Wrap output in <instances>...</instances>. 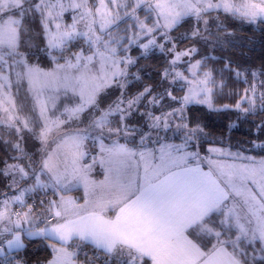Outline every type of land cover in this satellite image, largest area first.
Listing matches in <instances>:
<instances>
[{
  "label": "snow or ice",
  "instance_id": "6c2138e0",
  "mask_svg": "<svg viewBox=\"0 0 264 264\" xmlns=\"http://www.w3.org/2000/svg\"><path fill=\"white\" fill-rule=\"evenodd\" d=\"M233 22L264 0H0V264L36 239L37 264H264V69L213 54Z\"/></svg>",
  "mask_w": 264,
  "mask_h": 264
},
{
  "label": "trees",
  "instance_id": "16d2710c",
  "mask_svg": "<svg viewBox=\"0 0 264 264\" xmlns=\"http://www.w3.org/2000/svg\"><path fill=\"white\" fill-rule=\"evenodd\" d=\"M234 29L229 28V31H235L236 39L233 41V47L227 49L226 52L217 50L213 53L216 56L226 55L230 56L234 61L238 62L242 67L250 68L253 70L264 69V26L257 25H241L239 22H233ZM184 28H180L179 31H184ZM243 38V40L239 38ZM183 46V45H182ZM209 52L208 49L202 48L200 55H205ZM199 58V56L197 57ZM142 64H146L150 68L158 70V61L156 59L142 60ZM242 87V85H237ZM194 115L200 116L202 113H195ZM264 119V116L249 117L248 120H255L257 123ZM205 122L208 124L207 131L211 132L213 136L219 138L221 136L230 137V142L233 146H237L244 143L247 147V141L253 139L252 133L249 129L252 127L250 123H246L243 119L237 120L236 115H218L215 113H209L206 116ZM233 123L232 129L229 131L228 125ZM207 144L204 145L206 148ZM255 156L264 155L259 149L250 152ZM3 157V152L0 151V158ZM6 181L0 178V187ZM46 242L36 239L30 243L26 249L25 258L28 260V264H37V261H45L49 256V251L45 247Z\"/></svg>",
  "mask_w": 264,
  "mask_h": 264
},
{
  "label": "rangeland",
  "instance_id": "374dc122",
  "mask_svg": "<svg viewBox=\"0 0 264 264\" xmlns=\"http://www.w3.org/2000/svg\"><path fill=\"white\" fill-rule=\"evenodd\" d=\"M207 147H208V146H206L205 149H207ZM249 154H250V155H254V154H252V153H249ZM256 157H257V159L260 158V156H256ZM93 178L99 180V179H102L103 176H102V175H96L95 173H93ZM80 190H81V194H80V195L75 194V193H73V192H71L70 195L77 196V197H82V196H83V190H82V189H80ZM81 202H82V200H81Z\"/></svg>",
  "mask_w": 264,
  "mask_h": 264
},
{
  "label": "crops",
  "instance_id": "0c3cea01",
  "mask_svg": "<svg viewBox=\"0 0 264 264\" xmlns=\"http://www.w3.org/2000/svg\"><path fill=\"white\" fill-rule=\"evenodd\" d=\"M73 193L80 195L81 194V190H74Z\"/></svg>",
  "mask_w": 264,
  "mask_h": 264
}]
</instances>
